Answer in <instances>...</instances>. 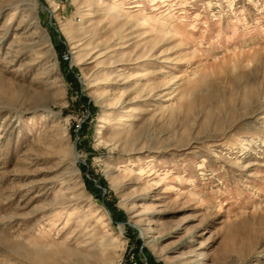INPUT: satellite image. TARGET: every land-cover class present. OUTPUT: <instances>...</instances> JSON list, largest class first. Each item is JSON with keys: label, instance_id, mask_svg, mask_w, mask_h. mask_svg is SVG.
Returning a JSON list of instances; mask_svg holds the SVG:
<instances>
[{"label": "rangeland", "instance_id": "374dc122", "mask_svg": "<svg viewBox=\"0 0 264 264\" xmlns=\"http://www.w3.org/2000/svg\"><path fill=\"white\" fill-rule=\"evenodd\" d=\"M0 264H264V0H0Z\"/></svg>", "mask_w": 264, "mask_h": 264}, {"label": "bare ground", "instance_id": "6f19581e", "mask_svg": "<svg viewBox=\"0 0 264 264\" xmlns=\"http://www.w3.org/2000/svg\"><path fill=\"white\" fill-rule=\"evenodd\" d=\"M120 4V3H119Z\"/></svg>", "mask_w": 264, "mask_h": 264}]
</instances>
